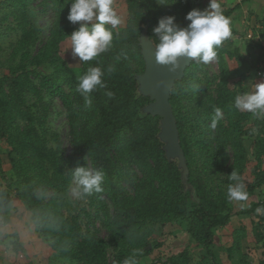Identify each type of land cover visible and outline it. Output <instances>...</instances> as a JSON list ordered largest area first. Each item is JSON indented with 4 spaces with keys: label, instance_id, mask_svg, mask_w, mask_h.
<instances>
[{
    "label": "trees",
    "instance_id": "1",
    "mask_svg": "<svg viewBox=\"0 0 264 264\" xmlns=\"http://www.w3.org/2000/svg\"><path fill=\"white\" fill-rule=\"evenodd\" d=\"M175 1L173 5L172 0H161L168 4L165 5L157 0H123L127 11L124 27L118 30L108 27L113 32L112 48L91 61L80 60L78 74L68 69L61 51L62 43L70 39L81 23L72 24L67 19L73 0H42L40 13L50 12L52 17L47 38L41 44H38L41 31L35 23L33 0L0 2V21L11 18L20 32L7 58L0 61V69L5 72L0 73V138L14 156L10 161L11 192L0 191V211L9 210V204L17 201L30 215L38 237L70 264H123L134 252L139 264L151 253L148 238L154 235L156 227L167 224L182 227L189 242L203 250L204 256L215 264L212 249L216 232L224 229L233 216L255 217L256 209L261 208L255 203L248 211L234 212L237 205L246 201L229 200L227 190L234 183L229 178L232 172L241 177L249 197L264 190V174L257 172L264 161V118L259 121L257 115L234 107L235 97L246 92L239 89L245 72L253 69L258 77L264 74L261 70L264 55L255 63L256 67L241 57L239 49L230 42L236 34L234 31L217 49L218 74L211 79L215 95L204 98V108L197 113L212 131L213 153L207 157L206 168H200L193 160L184 132L185 117L178 102L179 95L188 94L184 89L192 65L185 69L182 80L174 82L169 97L187 168L184 178L178 161L167 159L164 144L158 138L160 117L144 111L151 101L138 92L137 76L144 71L140 38L146 35L156 47L159 37L153 29L165 16H173L178 26L187 27L185 17L192 0ZM201 3L206 5L209 0ZM252 3L253 0H241L223 10V14L232 24L237 18L234 13L239 12L241 5L249 7ZM256 18L255 26L264 31V17ZM251 35L252 42L257 40L255 43L262 49L260 37L264 40V33L253 30ZM245 36L246 32L240 35ZM225 59L234 63V69ZM89 67L101 68L106 87H97L90 93L92 103L86 106L76 88ZM108 92L113 95L109 97ZM41 93L49 99L57 98L62 104L71 148L67 155L47 146V107L42 105L43 112L35 115L26 105L25 95L39 98ZM194 94L197 95V89ZM196 102L197 97L190 100L193 109ZM217 108L225 123L217 115ZM213 120L217 122L216 128L211 127ZM246 140L251 141V153L246 150ZM217 164L225 171L220 183L215 182L217 173H210ZM78 167L104 173L103 191H93L85 197L102 215L105 238L89 233L81 237L77 220L66 219L62 205L48 195L74 181L73 173ZM247 176L251 177L250 182H246ZM124 184L131 187V194L125 192ZM260 232L257 241L264 238V235L259 238ZM235 234L232 246L238 247L244 232ZM12 248L17 253L20 245L14 243ZM108 248L114 251L111 263L107 258ZM185 255L182 252L166 264H187V259H182Z\"/></svg>",
    "mask_w": 264,
    "mask_h": 264
},
{
    "label": "rangeland",
    "instance_id": "2",
    "mask_svg": "<svg viewBox=\"0 0 264 264\" xmlns=\"http://www.w3.org/2000/svg\"><path fill=\"white\" fill-rule=\"evenodd\" d=\"M2 1L4 0H0V2ZM41 2L42 0H33L31 4L32 7H35V23L41 31L38 44L46 40L52 17L50 12L40 13L39 5ZM218 2L221 4L223 11L230 9L237 3H241V0H218ZM157 3H159L158 0ZM172 3L175 5L176 1L174 3V0H172ZM208 4L204 5L201 3V0H192L190 11L193 9L204 10L208 7ZM113 7L122 20V23L114 28L118 30L125 25L127 11L123 0H113ZM1 9L2 7L0 8V19L2 17ZM236 14V22L233 21L231 24L232 31L236 32V34L231 37L230 42L232 46L239 49L241 57H246L250 64L255 65L261 55H264V40L260 37V46L262 48L260 49L257 43H255L257 40L252 42L254 39H248L247 35L252 33L253 30L264 33L262 28L255 26L256 16L260 18L264 17V0H253V3L249 7L246 4H242L239 12L234 13L235 16ZM237 21H239V24ZM95 22L94 19L90 22V25ZM188 23L190 22L188 21L187 25ZM108 27L112 26L106 25V28ZM243 32H246L245 38L240 37ZM19 35L20 32L15 28V24L11 18H8L6 21H0V61H4L7 58L11 45L17 41ZM224 44L225 41L221 46ZM70 46V39L66 40L61 45V51L64 54L65 64L68 69L73 74H78L81 66L80 59L78 56L73 55L71 49H69ZM154 51L156 52V47ZM225 61L231 69H234L235 65L233 62H229L226 59ZM190 65H192V72L188 74L189 81L184 89L188 94L187 96L179 95L178 102L181 106L180 113L185 117L184 132L190 142L193 160L200 168H206L209 164L206 163L207 157L213 153L211 147L212 131L206 122L200 120L197 113L204 108V98L208 96L214 97L215 95L211 79L217 76L218 65L216 61L203 64L193 59ZM261 70L263 71L264 69ZM36 72L39 71L37 70ZM0 73L3 75L5 72L0 69ZM256 75L253 69L246 71L243 84L239 86V89L250 92L253 90V84L264 83V74L260 77ZM195 89H197V95L194 94ZM138 92L141 94L140 89ZM195 97H197V102L194 105L195 109H193L190 100H193ZM25 101L26 105L35 115L43 112L41 110L42 105L47 107L45 124L47 146L58 154L67 155L71 148L64 109L60 101L57 98L49 99L44 93H41L39 98L33 94H27L25 95ZM218 116L225 123L221 114ZM256 117L260 121L263 120L264 115ZM245 147L248 152H252L250 140H246ZM226 155L230 157L231 154L227 151ZM13 157L6 143L0 138V191L2 193L10 194L11 192L10 179L13 177V174L10 161L14 159ZM219 167L220 165L217 164L210 170L211 174L217 173L215 178L216 183H220L225 178V171ZM246 179V182L252 180L250 176H247ZM123 188L127 194L132 193L129 185L124 184ZM80 191L75 181H71L66 187L53 190L48 195L55 198L62 205V212L66 219L77 220V228L81 237L89 233L105 238L106 231L103 226L102 215L97 211L94 203L90 202L84 195H80ZM257 199H259L258 192H255L245 203L237 205L234 212L250 210L252 204L257 202ZM106 203L111 210L109 202ZM9 206V210L0 211V264H70L68 261L59 258L38 237L35 227L31 223L30 215L23 211L17 201H12ZM255 213V217L240 215V221L236 222V219H234L233 222L228 224L229 226L227 225V228L237 229L238 227V229L240 228L238 231L244 232L238 247L230 246L232 242L229 234L226 235L228 238L225 240L223 233H220L222 236L215 235V246L212 249L215 264H228L230 261L233 262L232 264H264V238L262 236L264 234H261L263 226L259 222L260 214H257L256 211ZM258 232H260L259 238L262 236L259 241H257ZM14 243L20 245L17 253L12 251ZM223 243L227 246H223ZM148 247L151 252L150 255L142 258L139 264H166L171 258H177L182 252H186V255L182 259H187V264H214V260L204 256L203 250H199L189 242L188 236L183 232V228L177 224L156 227L154 235L148 238ZM106 252L108 261L111 263L114 251L108 248ZM229 258L232 259L230 260Z\"/></svg>",
    "mask_w": 264,
    "mask_h": 264
},
{
    "label": "clouds",
    "instance_id": "3",
    "mask_svg": "<svg viewBox=\"0 0 264 264\" xmlns=\"http://www.w3.org/2000/svg\"><path fill=\"white\" fill-rule=\"evenodd\" d=\"M158 2L165 4L161 0ZM67 19L72 24L83 22L69 37L71 41L69 49L74 56H78L84 62L91 61L112 48L113 32L106 28V25L116 28L122 23L121 17L113 7V0H73ZM94 19L96 22L90 25ZM185 19L190 23L187 27L181 28L174 22L175 17L165 16L153 29L154 34L159 37L155 53L159 64L178 66L177 60L180 57L208 64L217 59V49L232 36L231 19L223 14L218 0H209L208 7L204 10H191ZM103 75L100 67H89L87 73L80 77L76 91L84 97L86 106L92 103L90 93L97 87H106L102 82ZM252 88V91L235 97L234 107L257 116L264 115V83L253 84ZM107 95L111 97L113 93L108 92ZM220 111L219 108L216 109L217 115ZM216 126L217 122L213 120L211 127ZM73 178L81 190L80 195L87 196L93 191L96 193L103 191L101 185L105 176L102 171L78 167L73 173ZM229 178L234 182L228 186L229 200L247 201L249 194L245 184L241 182V177L232 172ZM256 212L264 213V208H257ZM136 255L134 252L123 261V264H138Z\"/></svg>",
    "mask_w": 264,
    "mask_h": 264
},
{
    "label": "water",
    "instance_id": "4",
    "mask_svg": "<svg viewBox=\"0 0 264 264\" xmlns=\"http://www.w3.org/2000/svg\"><path fill=\"white\" fill-rule=\"evenodd\" d=\"M141 53L144 59V71L137 76L141 95L149 97L151 103L145 112L160 117V133L158 138L164 144L167 159H177L179 168L183 170V178L187 168L183 152L179 146L178 130L169 104L170 91L174 82L183 78L185 69L192 59L180 57L177 65H161L156 60L155 45L146 35L140 38Z\"/></svg>",
    "mask_w": 264,
    "mask_h": 264
},
{
    "label": "crops",
    "instance_id": "5",
    "mask_svg": "<svg viewBox=\"0 0 264 264\" xmlns=\"http://www.w3.org/2000/svg\"><path fill=\"white\" fill-rule=\"evenodd\" d=\"M234 219H236V222L237 221H240V219H239V217H238V215H235V216H233V218H232V220L230 221V223L231 222H233L234 221ZM246 220H248V219H246ZM255 220V219H254ZM229 226V225H228ZM228 226H226L224 229H222V230H219V231H217L216 232V236H222V234H220V233H223L225 236H224V240L226 239V238H228L226 235H228L229 234V237H230V239H231V245L230 246H232L233 245V240H234V238H235V236H236V232H239L238 230H240V228L238 229V227H237V229H235V228H227ZM241 229H243V228H241ZM232 235V236H231ZM216 236H215V239H216ZM240 240H241V238H240ZM240 240H239V245H240ZM242 242V241H241ZM223 246H227V245H225L224 243H223ZM223 246H222V249H223ZM225 248V247H224ZM233 262H229L228 264H232Z\"/></svg>",
    "mask_w": 264,
    "mask_h": 264
},
{
    "label": "built area",
    "instance_id": "6",
    "mask_svg": "<svg viewBox=\"0 0 264 264\" xmlns=\"http://www.w3.org/2000/svg\"><path fill=\"white\" fill-rule=\"evenodd\" d=\"M247 38L252 39L251 33L247 35ZM256 39H259L258 36H256ZM257 172L264 174V161L262 162L261 166L258 168ZM258 197L259 199H257L256 203H258L261 206V208H264V190L262 192H258ZM260 217L261 218H259V222L263 226L264 225V213H261Z\"/></svg>",
    "mask_w": 264,
    "mask_h": 264
}]
</instances>
